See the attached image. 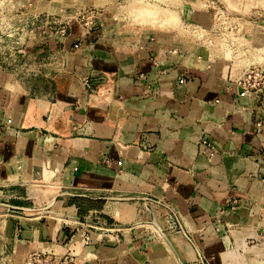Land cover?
<instances>
[{
    "label": "crops",
    "instance_id": "obj_1",
    "mask_svg": "<svg viewBox=\"0 0 264 264\" xmlns=\"http://www.w3.org/2000/svg\"><path fill=\"white\" fill-rule=\"evenodd\" d=\"M13 2L69 24L0 67V264H264V24L228 50L195 10L177 31L130 0Z\"/></svg>",
    "mask_w": 264,
    "mask_h": 264
},
{
    "label": "rangeland",
    "instance_id": "obj_2",
    "mask_svg": "<svg viewBox=\"0 0 264 264\" xmlns=\"http://www.w3.org/2000/svg\"><path fill=\"white\" fill-rule=\"evenodd\" d=\"M128 8L129 11L126 7L119 8L117 14H121L126 19L129 12L132 21L138 25L177 31L183 29L180 26L179 16L184 24L191 26L189 21L184 19L186 12L195 10V15L205 13L206 18L201 16L200 19L199 16L196 20L193 17L195 22L201 21L202 24L191 23V27L200 32L203 29L202 35H208L217 49L224 46L231 50L235 43L237 45V39L254 27L263 31L264 0H130ZM88 9L91 8L81 9L77 13L80 14ZM30 11L31 8L27 6H15L13 0H0V67H9L12 70L28 67L31 62L27 61L24 52L28 42L34 40L38 33H44L49 29L48 27L52 31L56 26L52 23L47 24L45 18H38ZM96 18L92 19L91 25ZM53 20L50 19L49 22ZM240 58L244 61L249 59L248 56ZM255 65L259 67L261 62ZM256 75L257 80L263 76L260 72H256Z\"/></svg>",
    "mask_w": 264,
    "mask_h": 264
},
{
    "label": "built area",
    "instance_id": "obj_3",
    "mask_svg": "<svg viewBox=\"0 0 264 264\" xmlns=\"http://www.w3.org/2000/svg\"><path fill=\"white\" fill-rule=\"evenodd\" d=\"M98 12L93 11L91 9L84 10L80 14L74 15L72 18L81 26L86 29L91 27L92 19L97 17ZM52 24L58 25L57 29H52L60 37L65 36L67 33V27L69 24L68 18L64 19L57 24L55 20L50 22ZM50 29V27H48ZM163 207L169 210L171 207L168 204H163ZM180 223L177 222V227L181 228ZM23 264H74V260L69 255L65 256H56L52 254H38V253H30L25 257Z\"/></svg>",
    "mask_w": 264,
    "mask_h": 264
},
{
    "label": "bare ground",
    "instance_id": "obj_4",
    "mask_svg": "<svg viewBox=\"0 0 264 264\" xmlns=\"http://www.w3.org/2000/svg\"><path fill=\"white\" fill-rule=\"evenodd\" d=\"M174 12V11H173ZM174 24V23H173ZM163 25V24H162ZM171 25V24H170ZM170 25H168V26H170ZM179 25V24H178ZM146 26V25H145ZM165 26V25H164ZM175 26V25H174ZM181 26V25H180ZM161 27H163V26H161ZM172 28V27H171ZM174 29V28H173ZM250 58V57H249Z\"/></svg>",
    "mask_w": 264,
    "mask_h": 264
}]
</instances>
